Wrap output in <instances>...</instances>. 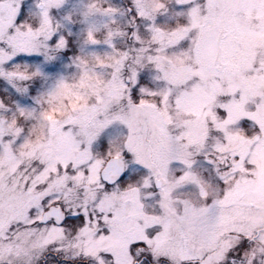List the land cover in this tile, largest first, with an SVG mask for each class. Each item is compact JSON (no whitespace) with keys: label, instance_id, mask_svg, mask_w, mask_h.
Wrapping results in <instances>:
<instances>
[{"label":"snow or ice","instance_id":"6c2138e0","mask_svg":"<svg viewBox=\"0 0 264 264\" xmlns=\"http://www.w3.org/2000/svg\"><path fill=\"white\" fill-rule=\"evenodd\" d=\"M0 264H264V0H0Z\"/></svg>","mask_w":264,"mask_h":264}]
</instances>
